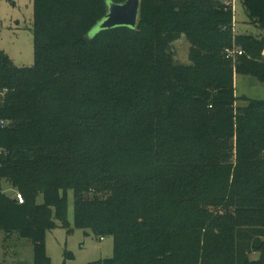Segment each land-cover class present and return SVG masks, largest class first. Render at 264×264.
<instances>
[{
    "label": "trees",
    "instance_id": "obj_1",
    "mask_svg": "<svg viewBox=\"0 0 264 264\" xmlns=\"http://www.w3.org/2000/svg\"><path fill=\"white\" fill-rule=\"evenodd\" d=\"M125 1L34 0V65L0 50V229L51 264L73 189L76 225L114 237L89 264H263L264 100L240 110L232 79L264 83V0H241L258 35L219 0H141L136 28L97 32ZM183 35L191 64L173 62Z\"/></svg>",
    "mask_w": 264,
    "mask_h": 264
},
{
    "label": "rangeland",
    "instance_id": "obj_2",
    "mask_svg": "<svg viewBox=\"0 0 264 264\" xmlns=\"http://www.w3.org/2000/svg\"><path fill=\"white\" fill-rule=\"evenodd\" d=\"M219 1H227L234 7V33L258 35L262 32L250 21L241 0ZM34 14V0H0V50L7 53L18 66H33L35 63ZM190 47L191 44L184 35L174 41L171 45L173 62L191 64ZM236 57L234 56V65ZM195 74L193 72V77ZM197 79L194 77L195 81ZM232 83L235 85L236 95L240 97L236 102L240 110L248 105L242 99L243 96L264 100V83L254 76L236 74ZM1 188L11 198H15L18 193L7 181L2 182ZM62 194L67 202L65 219L53 207L52 220L56 226L49 228L46 236V251L51 264H89L112 257L115 250L114 237H101L90 229L78 227L75 220L74 190L68 189L62 191ZM37 202H44L42 194ZM68 253L72 256H68ZM21 257L26 263H20ZM259 257L260 253L251 254V258ZM0 264H36L33 241L18 233L7 235L0 229Z\"/></svg>",
    "mask_w": 264,
    "mask_h": 264
},
{
    "label": "water",
    "instance_id": "obj_3",
    "mask_svg": "<svg viewBox=\"0 0 264 264\" xmlns=\"http://www.w3.org/2000/svg\"><path fill=\"white\" fill-rule=\"evenodd\" d=\"M141 0H126L124 3L109 2L106 16L98 23L97 32L120 26L136 28L139 20ZM20 263H26L21 257Z\"/></svg>",
    "mask_w": 264,
    "mask_h": 264
},
{
    "label": "built area",
    "instance_id": "obj_4",
    "mask_svg": "<svg viewBox=\"0 0 264 264\" xmlns=\"http://www.w3.org/2000/svg\"><path fill=\"white\" fill-rule=\"evenodd\" d=\"M224 3H225L226 5H230V3H227V1H225ZM232 7H233V5H232ZM233 9H234V7H233ZM228 53H229V55L236 56V55L242 54V51H238V50H236V49H232V50H228ZM16 199H17L20 203L24 202V197H23V195H22L21 193H19V192L16 194Z\"/></svg>",
    "mask_w": 264,
    "mask_h": 264
}]
</instances>
